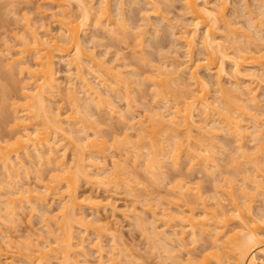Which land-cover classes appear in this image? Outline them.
<instances>
[{
	"label": "bare ground",
	"instance_id": "6f19581e",
	"mask_svg": "<svg viewBox=\"0 0 264 264\" xmlns=\"http://www.w3.org/2000/svg\"><path fill=\"white\" fill-rule=\"evenodd\" d=\"M48 1L50 2V4H52L57 9L56 11H53L51 13L52 14L51 16L55 18V20L57 21V23L59 25L60 30L58 29V35H56V34L52 35V32H50V29L46 26V24L44 22L40 26V29L42 27V32H43L41 34L38 30L39 27H36L35 25H33V22L27 21L26 26H25L26 31H27V33H26L27 35H23L20 39L23 47H19L22 49L19 51H15V53L17 55L19 54L18 55L19 57H17L16 55L14 56V54H12L10 56V60L6 57V59H8V61H6V62L10 61L9 62V64H11L10 66H12V65L16 66L17 65V67H18L17 71L19 69V72L21 75L25 74V78H24V81H22L23 83L21 85V90H20L22 93V95L21 94L20 95L22 96L23 100L21 98L20 99L22 101H25V102L21 105L22 109L17 111L19 114L17 112H15L16 110L14 111V114H16V116H15L14 123H13L14 124L13 128L15 130L13 145L10 146L11 143H8L7 142L8 140L3 142L0 139V167L3 169L4 177L6 175V179H7V180H3L2 182L5 181L3 184L6 183L7 185H9V188L11 189L10 193L13 196L12 197L11 195L10 196L5 195L6 199H7L6 201L4 199L5 204L2 202L3 200H1V199H0V202H1L0 204H1L2 208H4V207L6 208V209L4 208L5 209L4 211L6 212L5 214L7 216L5 217L4 214H2V215H4L5 219L9 218V220L12 223L15 221L17 214L20 212L19 210H21L22 207L24 208V205L29 206L32 211H35L36 210V206H35L36 204L37 205L40 204L43 206V204L47 202V199L49 197H50V199L53 197L56 201L58 199L59 207L56 208L57 212L56 211L53 212L52 208H49V210L45 209V212L43 211L44 213H42L43 217H41V218H43V222H44L43 225H44V227L47 231V234L50 238V239L48 238L49 240L45 239V237L42 234H39L37 238L35 237V239H34V237L28 236L29 239L27 241H24V243H23L24 248H23V246L21 247V245H19L21 247L20 248L19 246H17L18 244L16 243L17 244L16 245L15 242L13 241L14 240L13 235H11L12 236L11 237L10 234L8 235L3 231L0 232V236H1L0 240H2V241H0V243H1L0 244V264H13L14 263L13 262L14 259L12 260V258L14 257L13 256L14 254L12 255V253H14L13 251L20 253L24 257L25 260L27 259V262L29 264H51L50 263L51 259L49 258V256L52 253L56 254L55 257L58 260L56 264H81V261L79 259H75V258H77L76 255L79 256V254H81V253H83V255L84 254L86 255L87 251H85L86 250L85 248H87V247H86L85 243H87V242H85V241H87V240H85L86 238L80 239L79 235H78L79 240H75L76 239V235H75L76 232H74V230H73L74 220L77 221L81 226H83L85 231L89 232V230H90V231H92V233H94L96 235L97 239L96 238L94 239L96 241L89 242V244H92L91 246H93V248L98 253V264H121L122 263L121 261H123V260L120 257L123 256L125 258H128L132 254L130 252H129L130 254L129 253L127 254V252L125 253L124 252L125 250L116 246V243H113L112 250H110L108 252L105 251L102 238L105 235L106 236L108 235L112 238V241H113L117 238V235L115 234L116 232L113 231L114 229H113V226H111L112 224L110 225L111 222H107L106 220L104 222H102L100 217L99 216L97 217V215H99V213H97V215H96V211H98V209L100 207L104 208L107 205H111L113 203V201L111 200V198L109 199L108 196H107L108 199H106V198L104 199L101 196H99L97 193H91V192L88 193L87 191L80 193L81 192L80 187H81V183L84 180V182H86V184H88V186H90L89 188L93 187L94 185L95 186L97 185L98 187H100V186L107 187L106 190L108 189V187H110V188L116 187L117 188V186L120 185L123 181H124L123 182L124 185H126L125 184V180H126L125 177H127L128 174H130V175L134 174V172L131 173V171H130L131 169L129 170L127 168V165L121 164L123 161L122 162L120 161L121 163H119L118 160H116L117 163H115L113 161L112 168H110V166L108 167L107 160H105L106 156L101 155L104 152V150L107 149L106 147H108V146H106L107 141L102 139V141L99 142V140H101V139L99 138L100 133H98V132L97 133L99 136H96V137L88 135L89 133L86 134V132H87V131H85L86 126L85 127L77 126V125H80V123L83 122V120L78 119L79 116H76V115H78L77 113L81 114V108H80L81 105H83L82 106L83 110L85 112H88V110H89L88 107H90L88 105L90 104V101L88 102L87 99H90L92 101V103H94V105H96L98 107V109L102 108V105L104 102H105L104 104H107L106 102H108V104H110V105H108V107L113 104V103H110L111 99L108 100L109 97L105 96L106 101H105V99H103V97H102L103 91L100 92L99 90H101V89L98 88L96 83H92L93 80L92 79L90 80V77H88V76L95 74L94 76H97L96 78H98L99 83H101L100 86L104 85L106 87V90H108L109 92L110 91L114 92L116 90L115 88H117V86H116L117 84H119V83L123 84V82L125 84H127V82H128V79L125 78L124 75H121L123 72L119 71L120 69L119 70L115 69L118 64H116V65L113 64L111 66L105 67L102 63H99L100 60H99V62L96 61L97 57L95 59L94 55H92L91 53H90L91 55L87 54V52H88V51H86L87 47L85 48L86 44L84 45V42L81 39V37L85 33V31L89 29L87 27L92 23V21L95 18L96 19L94 22H96V23L93 22V24H96L95 25L96 27L98 24H101L103 26L105 25V30H107L108 33L114 34L117 31V29H118L117 27H116L117 28L116 31H115V28H113V26L115 25V21L113 19V15H112V8H111L112 7V5H111L112 0H99L98 5H96V6H94V4H91L88 0H48ZM123 1L124 0H117L116 1L117 2L116 10H117V14L120 17L118 15L117 16L119 17L118 19H120V18L122 19L120 21L124 20L122 18V15L124 13L122 14V12H123V10H125V7H124L125 2H123ZM153 1L152 0H146V3H148V5H150L149 3H151V5H152ZM258 1H259L258 3L260 4L259 5L257 3L259 5V9H260V6L263 9L264 8V0H258ZM72 2L76 3L75 5H77V8H78L77 10H79V12H80V14L77 16L73 15L74 14L73 10H72L73 13L71 11ZM227 3H228L227 0H219V1H216V0H184V5H183L184 7L183 8H185V10H184L185 14L188 16V17L187 16L186 17L190 20V22L187 19V24H186L185 20H184V23H181V21L179 20V22H180L179 24L181 25V27L178 28V29H180V32H179L180 34L176 35L174 40L176 39L179 42L181 41L185 45V47H186V59L185 60H181V59L179 60L178 58H175L176 56H173V58L171 57L172 59H170V61H168L167 60L168 58H165V56L164 57L160 56L161 58H164V61H162V62L159 61L161 63H159L157 65H155V62L153 61L152 62L153 66L150 64L152 66V67L150 66L152 68V70H151V68H150V70L152 72H155V74L153 76L151 75L152 80H153V86H154V91H153L154 95H155L154 97L161 96V98L158 97V99L160 98L159 100H161L162 102H161V105L158 104L159 105L158 108L156 105H154V106H156L155 107L156 109L151 110V112L153 114L148 115L149 114L148 113L147 114L148 116L145 115V116H147V118H145L144 121H140V120L137 121L136 120V123H133L135 121L134 120L133 122H131V124L129 123L131 126V129L128 127V130L130 129L132 131L133 127H136L134 129L136 132L138 131L136 137H138L139 143L141 142V139L144 140V138H145V141H143L144 146L143 145L140 146L141 144L138 146L139 143L135 142V139H137V138H134V140L131 139L132 141H134V144H133L134 146L137 144L134 147L135 148L134 150H136V151H134L136 153L134 156H136V158L133 156L134 160H132V161L135 162L134 168H137L136 164L138 163V161H137L139 158L138 156L141 157V155H142L141 149H143V148L148 149L149 146L151 145L150 147L153 148L152 151L149 148L151 151L150 152L151 156L149 155L148 158L145 157L146 160L144 159V164L142 165V168L146 171L145 173L149 174L151 176V178L152 177L155 178L156 176L160 177L158 175H161V177H162L164 175V171L162 170L164 168L162 160L165 161L166 158H167V160L169 158L171 160L170 162L172 163V166H173V164L175 166H180V160L183 158L184 155L188 157L190 164L193 167L197 166L196 164H199V166L202 164L201 167L203 166L205 168L204 165H206L207 168L211 167L212 169L218 170V165L215 162V158L212 155L213 153L209 149L211 146L208 147V145H205L206 142L205 143L202 142L204 140L206 141L207 137H206V139L203 137L202 139H204V140L201 141L200 139H195L196 134L194 133V131H196V130H194L195 128L198 129L200 132H202L203 136H205V133H213L215 131L214 130L215 127H214L213 123H215L214 121L217 120V121H220V123L222 122V124H220V123H217V124L220 125L221 127L223 125L224 129L226 128L228 130V132L230 133V135L235 138V141L238 144L237 148L235 147V149H237V151H238L236 156L239 154V156H241L242 158L244 157L247 162H249L251 164L253 163V166L255 167L254 170L256 172H258V174L255 173L256 177L258 178V180H260V181H258V180L255 181V179L253 180V188H255V190H257V191L260 189V191L261 192L263 191V193H264V173H262V172H261L262 174L260 173V170H261L260 168L262 167L260 164H262L261 162H263V161L258 160V158H259L258 156H255L256 158L255 157L253 158V156L251 157V154H254V153L250 154V152L247 151V149L245 148L246 146L244 145L245 139L247 141V139L249 138V140L251 139L253 142V140L254 141L255 140H258V141L262 140V138L264 137L262 135V134H264L263 133L264 127L260 123V120L258 119L259 117L255 116L254 113L249 112L250 109L247 106L249 104H247L245 102L246 100H248V101H250L249 102L250 104L254 103V106H250V108L255 107V105L256 104L258 105L260 102V101H258V103H257L259 95L257 97V92H255V90H254L255 88L251 87L250 84H247L246 80H244L245 78H250V80H251V79H258V77L259 78L263 77V81H261L262 79H259V81L264 82V49L262 50L260 48V49L255 50L251 47H248L247 46L248 44H246V47L244 46L245 45L244 43H243V45L240 44V43L245 42V41H240V43L237 42V44H239V46L237 45L234 48L233 47L234 41H231V38L227 37V35H225V34H224L225 38L224 39L222 38L223 40L220 39V37H223V36H221V33H223V32H221L222 28L224 30L226 28L228 30V32L230 30V32H231L230 37H231V35H233V37H236V35L234 33V28L231 26V22L229 21L228 17L226 18ZM244 4H247V3H244ZM155 7H157L156 4H155ZM155 7L153 9H155ZM249 7L246 5V12L248 13V16H250L249 19L254 21V19L256 17L252 16L253 14H252L251 10L249 9ZM115 11H113V13ZM152 11H154V10H152ZM243 11H244V8H243ZM258 12H260V11H258ZM98 13H99V15H97ZM262 13L264 15V10ZM235 14H237V13H235ZM94 15L96 17H94ZM117 16H116V18H117ZM159 16L162 17V14H160ZM243 16H245V15H243ZM263 17L264 16H262V18ZM258 19H260V18H256L255 20H258ZM120 23H121L120 26L122 27L123 31L126 33L127 30L122 26V25H125V23L124 22H123V24H122V22H120ZM149 23H148V25H149ZM251 25H253V24L251 23ZM260 25H262V24L260 23ZM172 27H173V25H172ZM176 27H178V26H176ZM200 28L203 29V32L200 31ZM229 28H231L232 30ZM177 31H176V33H177ZM199 31L202 33H199ZM117 32L115 34H117ZM140 32L139 33L137 32V34L134 36V37H137L138 40H140V41H138V43H136L137 46H141L143 44V39H142L143 37L141 36L142 32L141 33ZM115 34H114V36H115ZM244 34H246V33H244ZM117 35H119V34H117ZM119 37H118V39H119ZM242 38H244V37H242ZM259 38L264 43V38H261V37H259ZM234 40L237 41L240 39H238L236 37V39L234 38ZM249 40H251V39H249ZM136 41H137V39H136ZM181 42L179 44H181ZM226 43H227V45H226ZM228 43H229V45H228ZM8 44H6L7 46H5L6 48L4 49V51L12 53V52H10L12 47H10V45H8ZM198 44L201 45V48L203 49L204 54L202 57L197 56L198 58H195L194 57L195 56L194 55L195 48L197 47ZM250 44H252V42ZM231 45H232V47H231ZM227 46L228 47L230 46L233 51L229 50V48ZM180 47H182V46H180ZM180 47H179V49H180ZM262 47H264V45H262ZM176 52H178V51H176ZM9 53H7V54L9 55ZM22 53L24 55L20 56V54H22ZM200 53H202V52H199V54ZM28 56H30V57L32 56V58H33V60L31 59L32 62L31 61L29 62L30 59L29 60L27 59ZM56 56H59L61 58V61H62V59H64L67 62V64H68L67 66H69V68H70L69 71L71 69L73 71V69H74V71L76 72L75 74L73 72V75H75L74 77H76L77 81L72 82V84L68 81L69 82V84L67 85L68 91H66V93H65V94L68 93L67 96L69 97V99H70L69 101H71L70 103H72V106H73V107H71V109L73 108L72 113L71 112L67 113L68 115H66L67 116L66 119H65L66 116H64V118L61 117V115H62V113H61L62 109L60 107L61 105L57 109H55V110H57L56 112H54V109L51 107L52 106L51 102H53L52 98L56 97L62 91L64 92V90H62L63 87H62L61 80L59 79V76H58L59 72L57 71V69L55 67ZM143 58H145V57L144 56L140 57V60H142ZM117 59L118 58H116V61L119 60V59L118 60ZM143 60H145V59H143ZM158 60H160V58ZM227 61L229 63H231V69L233 71L232 74L233 75L235 74V76H234L235 77V83H234L235 85L233 87H231V86L229 87L228 85L225 86L224 85L225 83H223V78H226V77L230 78L231 77L230 75H228L229 70H227V66H226ZM112 62L110 61L108 64H110ZM9 64L7 63V65H9ZM105 65H107V64H105ZM247 65L259 66L258 68H259V70H261V73L258 74L255 71H253V72L246 71L247 69H245L243 71L242 67H245ZM202 69H204V71L208 72L210 74V76L215 77L214 81L216 82L215 85H217L215 88H216V94L218 93V99H217V96L216 97L213 96L214 98H212L211 95H213L214 93L211 94V89H212L210 86L211 83L209 80L205 79L202 76L203 75V74H201ZM126 71H124V72H126ZM182 72L183 73L186 72L187 74H189L188 78H190V79H188V80L189 81L191 80L190 85L193 84L194 86L193 85L192 86L195 88L192 87L193 89L190 90L191 88H189V87H191V86H189L188 88L184 87L186 90L185 92L189 93V94L186 93V94H188V96H186V97H185V95L180 97L183 99L185 97L184 100H182V99L179 100V98L175 97V91H174V95H173L174 96V99H173L174 102L171 103V101L169 100V97L167 96L168 92L166 93L165 90L168 87H170L167 89L168 91H169V89H176V88H171V86H168V87L166 86L167 80H169L171 82V78L169 79V77L167 75H169V76L170 75H176L178 77V78H176V76L175 77L172 76V81L174 84L179 79L180 80L183 79V78L181 79V75L179 76V73H182ZM71 73L72 72H70L69 74H71ZM104 73L108 74L105 76L106 77L110 76L111 79L106 78L104 76ZM149 73H151V72H149ZM164 74H167V75H164ZM136 75H138V74L136 73ZM69 77L71 78L72 74ZM165 77H168L167 80H165L166 79ZM146 78L147 77H145V79ZM162 78H164V82L161 80ZM189 81L187 82L185 80L184 82L188 84ZM77 84L82 86V87L79 86L80 89L84 88V91L86 92V95H87L86 97H88L86 99V101H87L86 103L80 104L78 101L79 96H78V93L76 91L77 90L76 89ZM180 84L181 83H179V85ZM187 84H185V85H187ZM179 85H177V83L175 84V86H179ZM242 85H244V87ZM125 86H127V85H125ZM151 86H152V83H151ZM165 86L167 88L164 89L163 87H165ZM183 86H180L181 88L179 87V89L182 90ZM161 87H162V89H161ZM180 90H178L179 93H180ZM256 91H257V89H256ZM115 92L117 93V91H115ZM169 92H171V91H169ZM182 92L183 91H181V93H180L181 95H182ZM214 92H215V90H214ZM172 93H173V91H172ZM104 94L106 95V93H104ZM126 95H127V93H126ZM128 95H129V92H128ZM21 96H19V97H21ZM68 97H67V99H68ZM81 100H82V98H81ZM242 101H244L243 103H245L247 105L242 104ZM216 102H218V103L216 104ZM13 105L18 106L19 103L15 102V103H13ZM113 107H114V104H113ZM15 108H17V107H15ZM110 110L112 111V109H110ZM237 111L241 112V116L243 114H246V115L248 114L249 123L251 121L253 126L248 124V123L246 124L245 120L240 118V115L239 116L236 115ZM148 112H149V110H148ZM115 113H116V111H115ZM82 115L86 116L85 114H82ZM196 115H198L199 117L200 116L202 117L201 119H202L203 123H205V125L199 124L201 119L200 120L197 119L198 120L197 121L195 119ZM120 116L122 117V115H120ZM141 116H142V114H141ZM39 118H41V120L43 119L42 124H41L42 126L40 125L41 121L38 120ZM212 118H213V120H212ZM152 119H153V121H152ZM131 120H133V119H131ZM150 120H151V122H149ZM210 121H213V123H211L213 126L212 127L213 129L210 126L208 127ZM83 123L86 124L85 122H83ZM66 124H68L67 126L70 128H67V126H65ZM223 127H222V129H223ZM69 129L71 131L70 134L75 133L76 135L75 136L71 135V137H70L71 141H69L68 143L67 142L63 143L62 138H57V136H61L62 135L61 132H65L64 135L68 137V134H67L68 132H66V131H68ZM165 130L168 131L167 134H169V135L163 137V139H162L159 136L162 134H165V132H164ZM227 130H224V131L226 132ZM58 132L61 135H58L59 134ZM79 133H82V134L85 133V135L84 136H81L82 134L77 135ZM180 133L182 135L184 134L185 136L180 135ZM193 133L195 134V136ZM56 134H57V136H56ZM131 134H130V136H131ZM206 135H208V134H206ZM65 136L63 138H65ZM210 136H212V135H210ZM210 136H208V137H210ZM181 137H182V139H181ZM183 137H185V138H183ZM115 138H116V136H115ZM164 138H166L167 141H169L168 146H166L167 148L164 147V144L167 142V141L166 142L163 141V140H165ZM116 139H118V138H116ZM146 139H147V141L148 140L149 141L147 142ZM123 140H124V138H122L121 141L119 140L120 141L119 143H121ZM129 140L130 139H128V136H127V139H126L127 143L130 142ZM258 141H257V143H258ZM145 142H147V143L145 144ZM170 142H171V146H170ZM69 143H71V145L73 147L71 150L74 149V152L72 151L73 156L71 155L72 156L71 161L67 160V158H66L67 157V150L69 149V147H71V145L69 146ZM148 143L150 144L149 146H148ZM260 143H264V142L261 141ZM260 143H258L256 145H259ZM122 145H125V144L122 143ZM127 145H129V144H127ZM261 145L259 147L258 146L257 147L260 148ZM169 146H170V148H168ZM262 146H264V144ZM130 147H131V144H130V146H128V148L130 149ZM252 148H253V146H252ZM86 149H87V151H86ZM129 149H128V151H129ZM33 151L35 153V162H34V159L30 156V152H33ZM105 152H104V155H107V154H105ZM128 153H130V151ZM147 153L149 154V152H147ZM22 154L27 155V157H28L27 159L29 160L30 163H32V164L38 163L37 164L39 166L37 169L38 176H36V177L38 180L37 181L38 184L41 185L40 189H38L36 187V185L34 188L26 187L23 184L25 186L24 187L22 185V183H20V185H22L23 188H21L22 186L19 185V181L22 179L21 178L22 168L28 169V167L30 166V165L28 167L26 166L27 163H25V161L23 160ZM148 154H146V155H148ZM143 155H145V152H143ZM261 156L263 157V154H261ZM161 157H163V158L161 159ZM236 159H237V157H236ZM134 162H132V167L134 166L133 165ZM170 162H169V165H170ZM141 163H143V161ZM243 163H244V161H243ZM45 164H47V165L53 164V169H51V170L56 171V174H54V171H53L54 175L52 174L51 178L50 177H49L50 179L48 178L49 181H47V183H46L45 179H43L44 177H43V174L41 172V168L43 165L45 166ZM119 164H121L122 166ZM191 166H190V168H191ZM243 166H244V164H243ZM50 167H52V166H50ZM118 167H119V170H114L115 168L118 169ZM165 168H167V167H165ZM165 168H164V170H165ZM207 168H205V169H207ZM252 169L250 168V170H252ZM135 170L136 169H134V171ZM219 170H220V168H219ZM254 170H253V172H254ZM31 172H33V171H31ZM242 172H243V170H242ZM242 172L240 174H242ZM245 175H246V173H245ZM250 175H253V174L251 173V174H249V176L248 175H246V176H248L250 178ZM246 176H244V177H246ZM252 178L253 177H251V179ZM243 179H242V181H243ZM156 180H158V178ZM228 180H230V179H228ZM245 180H246L245 184H247V179L245 178ZM130 181H129V183L131 184ZM159 181H160V179H159ZM2 182L0 181V183H2ZM248 183L252 184V182H248ZM16 184L18 185V187ZM130 184H128V185H130ZM220 184H221V182H220ZM227 184H229L228 185L229 187H227L226 184H224V185H226L228 190L223 189L222 184H221L222 186L219 185L218 190L216 189L218 186L215 188L218 192L216 191L217 195L214 192L212 198L210 197V199L212 201L209 198H208L209 200L208 199L206 200V198L208 196L205 198L204 194H203L204 192L201 191V188H197V186H196V188L199 189L198 191H196V193L197 192L199 193L196 195V199L198 198L199 204L197 203L196 205H193V203H195V202L192 200L193 203L191 204V200H189L188 198L190 196L193 197V195L191 194V191L192 190L195 191L197 189H195V188L192 189L193 187L189 186V182H185V181H182V183L180 182V184L177 185L178 186L177 188H179V189L174 187V189L178 190V195L176 192H174V193L177 195L178 198L179 197H182L183 199L185 198L184 201H185V206L187 209H185V207H184V209L181 208L182 206H180V204L178 203L179 205L177 204L178 207H176V210H174V212L169 211L170 208L172 207L170 205L175 204L170 199H167L170 202H168L166 200L168 204L166 203L165 200H163V202H162V203H164V201H165V203L170 208L168 206L164 207L163 205L165 203L162 206H160L161 204L158 205L156 203L155 205H153L149 202L144 201L146 203V204H144V206L147 205V210H149L151 212L149 214H152V219H151L152 222L151 221L148 222V224L150 223V225H151L150 228H152L151 232H148L151 234V236H150V234L148 235L149 236L148 238L149 239L151 238L153 240V242L155 243V247H156L155 250L158 249L157 254L159 253V250L163 251L162 254L163 253L166 254V256H168V257H166V256L165 257L169 260V257H171V256L173 257V255L171 254V251L174 252V249H176V247H175L176 245L172 244V242L174 240L172 238L173 236L171 237L170 236L171 234H167L166 230L164 229L165 227L163 229H159L160 227H158L156 225L157 224L156 222L161 221V222H163L164 226H166L167 224L169 225V223H170L169 220L172 221L174 219L176 221V218H177V219H181L184 222L185 221L187 222V225L184 226V227H187L186 230L184 228H183L184 230H181V231L179 230L181 235L179 232H177L178 230L176 231L172 227L173 228L172 234L175 237L177 236V241H178L177 244L180 247H182V250H184L185 247H186V249H188L187 246L189 247L188 250L185 249L186 251H188L187 253L189 254L187 256V259H186L187 262H190V263L192 262V264H205L206 262L209 261L207 259V257H209V256H207V257H205V259H207L206 261H204V262L199 261V262L195 263L194 260H195L196 256L194 254H196V253H194L192 255V252L195 251V245L197 246V244H199L201 239H203V238H201L202 235L207 234L209 236L208 242L210 240V245L208 247H206V250H210L209 253H211V255L215 256V258L212 257L215 259V261H214L215 264H264V232H261V230H262L261 224H264V213L254 215L252 212L253 208H252L251 202L254 199L251 196L252 192L250 190V189H252L251 188L252 186H250V184H249L248 185L250 187L249 188L247 186H243V184H242L243 187H240L239 189H237V190H240V192H241V195H239L235 189L237 185L235 186L233 183H232L233 185L231 183H227ZM5 185L0 186L1 187L0 191L2 190L3 186H5ZM128 185H126L128 188L132 187L131 185L130 186H128ZM6 187H8V186H6ZM199 187H201V186H199ZM226 187H224V188H226ZM96 190H97V188H96ZM128 190L130 192L129 191H127V192L131 193V192H133L131 190H134V189L129 188ZM109 193H110V191H109ZM218 193L219 194L221 193L220 196ZM94 194H96V195H94ZM202 194H203V197L205 199L202 197ZM129 195H131V194H129ZM221 195L227 204L223 202L224 200L221 199ZM134 196L136 197V195H134ZM253 196H254V192H253ZM225 197H226V199H225ZM137 198H138V196H137ZM146 200H148V199H146ZM51 201H52V199H51ZM111 201H112V203H111ZM2 203H3V206H2ZM48 203H46V204H48ZM51 204H52V202H51ZM166 204H165V206H166ZM197 205L199 207H197ZM113 206H115V205H113ZM134 206H133V208H135ZM1 207H0V210H2ZM196 207H197V209L198 208L201 209L200 210L201 212H198L196 210ZM85 208L86 209L89 208L90 211H92L93 214L94 213L95 214L93 216H90V214H89V216L86 215L85 210H84ZM171 209L173 210V207ZM136 210H133L134 214L133 213L132 214L135 217V220L138 222L139 227H141V230H142L143 229L142 226L145 225V223H147V221L145 219H148V218H144L141 214L139 215V213L137 214ZM1 212L2 211H0V214H1ZM52 212H53V214H52ZM113 213H114V210H113ZM261 213H262V211H261ZM142 214H144V213H142ZM128 216H130V215H128ZM162 217H169V218L168 219L165 218V221H164L163 220L164 218H162ZM1 219H3V217ZM232 219L238 220V223H237L238 225H236V228H234V232L232 230L230 231V229H228V228H230L229 225H230V221ZM166 221H169V223H167ZM170 225H172V224H170ZM144 228H145V226H144ZM169 228H171V226ZM147 231H149V230H147ZM178 235H180V236H178ZM187 236H189L188 240H186ZM87 239H89V238H87ZM152 240H150V241H152ZM175 240H176V238H175ZM202 241H204V239ZM151 244H152V242H151ZM190 245L192 247H194V250H193V248L190 247ZM88 246H90V245H88ZM116 247H118L120 249L116 250L117 249ZM183 247H184V249H183ZM225 248H227L228 251ZM211 250H213V251H211ZM179 251H180V249H179ZM219 251L221 253H222V251H224L226 253L228 252V254H226V256H225V255H222ZM106 253L108 256L107 260H105V256H106L105 254ZM162 254L161 253L159 254L160 257H162L161 256ZM15 255H17V254H15ZM196 255H198V254H196ZM11 256H13V257H11ZM18 256L20 257V255H18ZM52 256L53 255H51V257ZM2 257H5L4 258L5 260H3ZM173 258H175V257H173ZM131 259H133L132 256H131ZM131 259L128 258L127 262H130ZM131 262H132V264H134L133 260H131Z\"/></svg>",
	"mask_w": 264,
	"mask_h": 264
},
{
	"label": "rangeland",
	"instance_id": "374dc122",
	"mask_svg": "<svg viewBox=\"0 0 264 264\" xmlns=\"http://www.w3.org/2000/svg\"><path fill=\"white\" fill-rule=\"evenodd\" d=\"M88 1L91 4H94V6L98 5V2H99V0H93V1L88 0ZM116 1L117 0L111 1V5H112L111 8H112L113 19L115 21V25L113 26V28H115V31L118 28L117 29L118 32L117 31L116 32L119 35L115 34L116 32L114 33L115 36L112 33H108L107 30H105V25L103 26L101 24H98L96 27L95 26L96 24H93V22L96 19L95 18L91 23L92 25L90 24L87 27L89 29L85 31V33L82 35L81 39L83 40L84 45L86 44L85 48L87 47L86 48V51H88L87 54L94 55L95 59L97 57L96 61L99 62V60H100L99 63H102L105 67L111 66L113 64H115V65L118 64L115 69L116 70L120 69L119 71L123 72L121 75H124L125 78L128 79V82H127V84H125L124 82H123V84L122 83L117 84L116 86L118 89L115 88L116 89L115 91H117V93L115 91L109 92L108 90H106V87L104 85L100 86L101 83H99V79L96 78L97 76H94L95 74L88 76V77H90V80L91 79L93 80L92 83H96L98 88L101 89L99 91L100 92L103 91L102 92L103 93L102 94L103 99H105V96L109 97L108 100L111 99L110 103H113L114 107H113V104L108 107V105H110V104H108V102H106L107 104H104L105 103L104 102L102 105V108L98 109V107L96 105H94V103H92V101L90 99H87L88 97H86L87 95H86V92L84 91V88H81L82 89L81 90L80 87H82V86L77 84L76 85V87H77L76 91H77L78 96H79V99H78L79 103L80 104L86 103L87 102L86 99H87L88 102L90 101V104L88 105L90 107H88V109H89L88 112H85L83 110V107H82L83 105H81L80 106L81 114L77 113L78 115H76V116H79L80 118L78 117V119H82L83 122H85L87 124L86 125L83 122H81L80 125H77V126H83V127L86 126L85 127V129H86L85 131H87L86 134L89 133L88 135L95 136V137L100 135L99 138L101 140H99V142L102 141V139L107 141L106 146H108V147L105 146L107 149L104 150V152L106 151L105 154H107V155H104V152L101 155L106 156L105 160H107L108 167L110 166V168H112L113 161L115 163H117L116 160H118L119 163H121L123 161L121 164L127 165V168L129 170L131 169L130 170L131 173L134 172V174H132V175L128 174L129 177L127 175H126L127 177H125L126 180L128 181L127 182L125 180L126 185L130 184L129 181L132 179L130 181L131 182L130 185L132 187H129V188L130 189L133 188L134 190H131L133 192L128 193L127 191H129L128 190L129 188L126 185H124V183H123L124 181L120 185H118L117 188L115 187L116 189L114 187H111L112 189L110 187H108V189L106 190L107 187H103V186L98 187L97 185L96 186L94 185L93 187L89 188L90 186H88V184H86V182H84V180H83V182L81 183V187H80V191H81L80 193L87 191L88 193L89 192L97 193L99 196H101L104 199L105 198L108 199V197H109V199L111 198V200L113 201V203H112V201H111V203L113 205H115V206H113L111 204V205L105 206L104 208L100 207L98 209V211H96V215H97V213H99V215H97V217L99 216L100 219L102 220V222H104L105 220L107 222H111L110 225L112 224L111 226H113V229H114V230L113 229L112 230L114 232H116L115 234L117 235V238L113 241H112V238L108 235L107 236L105 235L102 238L105 251L108 252V251L112 250L113 243H116V246L125 250L124 251L125 253L127 252V254H128L130 252L132 254L131 256L133 259H131V256H129L128 258L133 260L134 264H160L161 262L163 264H175V263L176 264H192V262L190 263V262L186 261L187 256L189 255L187 253L188 251H186V250H188L189 247L187 246L188 249H186V247H185L186 250L183 247L184 250H182V247H180L177 244V242H178L177 236L175 237L172 234L173 228L176 231L178 230L177 232H179V230L180 231L184 230V229L186 230L187 227H184V226L187 225V222L186 221L184 222L181 219L176 218V221L174 219H173L174 221L169 220L170 223H169V221H166L167 223H169V225L167 224L166 226H164L163 222H161V221L160 222L157 221L156 222L157 224L155 223L158 227H160L159 229H163L165 227L164 229L166 230L167 234H171L170 236L171 237L173 236L172 238L174 240L176 238V240L175 241L173 240V242H172L173 245H176L175 246L176 249H174V252L171 251V254L175 258H173L171 256L172 258L169 257V260H168L166 258L168 256H166V254H164V253L162 254L163 251H160V250H159V253L157 254L158 249L155 250L156 249L155 243L153 242V240L151 238L150 239L148 238L149 237L148 235L150 234L148 232H151V230H152V228H150L151 227L150 223L148 224L149 221L152 222V220H151L152 214H149L151 212L149 210H147V205L144 206V204H146L144 201L149 202L153 205H155L156 203L158 205L161 204L160 206H162L167 199H170L171 201H173V203L176 204V205L171 204L172 202L170 203L171 205L169 204L170 206L173 207V210L171 209L172 207L170 208L167 205L168 204L167 201L170 202L169 200L166 201V203H167V204L165 203L166 206H165V204L163 206L164 207L168 206L170 208L169 211L174 212V210H176V207H178L179 204H180V206H182L181 208L184 209V207H185V209H187L185 206V201H184L185 198L184 199L182 197L178 198L177 197L178 190L174 189V187L177 188L178 187L177 185L180 184V182L182 183V181L189 182V186L193 187L192 189L201 188V191L204 192L203 193L204 197L206 198L208 196L206 198V200L208 198L210 199V197L212 198L214 192L217 195V192H218L217 190L219 189V185H221V184L223 185V189H227V190H228L227 187H229L228 186L229 184H227V183H231V184L233 183L235 186L237 185L236 188L235 187L234 188L236 189V191L239 195H241V192H240V190H237V189H239L240 187H243V186L249 187L248 185L250 184V186H252L251 188L253 189V190L250 189L252 192L251 196H252V198H254L252 200L251 204H252V208L253 209L255 208L254 210L252 209V212L254 215L255 214L256 215L263 214L264 213V193H263V191L261 192L260 189L257 191V190H255V188H253V180L254 179H255V181L258 180L255 173L258 174V172H256L254 170L255 167L253 166V163L251 164V163L247 162L246 159L244 157L242 158L241 156H239V154L236 156L238 151H237V149H235V147L237 148L238 144L236 143L235 138L230 135V133L228 132V130L226 128L224 129L223 125H222L223 129H222V127L217 124V123H220V121H217V120L214 121L215 123H213V121H210V123L208 125V127L210 126L212 128L213 126L211 123H213V125L215 127L214 130L216 132L214 131L213 133H205V136H203L202 132H200L198 129L195 128L194 130H196V131H194V130L193 131L196 134V136L194 133L193 134L195 136V139H200L201 141L204 140V139H202L203 137L205 139L207 137L206 141L204 140L202 142H204V143L206 142L205 145H208V147L211 146L209 149L213 153L212 155L215 158V162L218 165V170L212 169L211 167L207 168L206 165H204V164L203 165L207 169H205L203 166L201 167L202 164L200 166H199V164H196L197 166L193 167V166H191L188 157L185 155L184 156L182 155L183 158L181 157L182 159L180 160V166H175L174 164L172 166V163L170 162L171 160L169 158H168V160L166 158L165 161L162 160L164 168L165 167H167V168H165V170H164V168L162 169L164 171V175L162 177H161V175H158L160 177L156 176L155 178L156 179L158 178V180H156L154 177L151 178V176L149 174L145 173L146 171L142 168V165L144 164L145 157L148 158L150 155V152L153 150V148L150 147L151 145L149 143H148V146L150 145L149 148L151 149V151L149 148L148 149H144V148L141 149L142 155H141V157L138 156L139 157L137 160L138 163L136 164L137 168H134L135 162L132 160H134L133 156L136 154L134 152V151H136V150H134L135 149L134 147L137 144L135 143L136 145L134 146L133 145L134 141H132V140H134V138H137V139H135V142L139 143V141H138V137H136L138 131L136 132L134 129L136 127H133L134 130L132 129V131H131L130 130L131 129L130 124L134 120L135 121L133 123H136V120L137 121L138 120L144 121V119L147 118L148 115L153 114L151 112V110L156 109L155 108L156 106L158 108V106L161 105V102H162L161 100H159L161 98V96L154 97L155 96L154 92H153L154 86H153V80H152L151 75L153 76L155 74V72L151 71L152 70L151 67L153 66L152 62L154 61L155 65L161 63L162 61H164V58H161L162 56L163 57L165 56V58H168L167 59L168 61H170V59H172L173 56H176L175 58H178L179 60L180 59L181 60L186 59V47H185V45L181 41H180L181 44H179L180 42L175 39L177 41L176 42L174 40V38L176 37V35L180 34L179 33L180 29H178L181 27V25L179 24L180 23L179 20L181 21V23H184V20H185V23L187 24V19H188L187 17L188 16L185 14V11H184L185 8H183L184 7L183 6L184 0H154V1L152 0L153 4L151 5V3H149L151 6L148 5V3H146V0H124L123 2H125L124 3L125 10H123V12H122V14L124 13L123 14L124 16L122 15V18L124 20L120 21L122 19L121 18L118 19L120 16L117 14V10H116L117 2ZM216 1H219V0H216ZM74 2H72L73 5L71 4V11L73 10L74 11L73 15L77 16L80 14V12H79V10H77L78 9L77 5H75L76 3H74ZM227 2L228 3H227V9H226V18L228 17L229 21L231 22V26L234 28V33H235L236 37L240 40H237V41L234 40V38L236 39V37H233V35H231V37H230L231 32H230V30L228 32V30L226 28H225V30L222 28L221 32H223V33H221V36H223V37H220V39H222V38L224 39L225 38L224 34H225V35H227V37L231 38V41H234V45H233L234 48L237 45L239 46V44H237V42L240 43V41H245V42H242L240 44L243 45V43H244L245 47H246V44H248L247 45L248 47H251L255 50L260 49V48L263 50L264 47H262V45H264V43L260 40L259 37L264 38V27H263L264 26V17L262 18V16H264L262 13L264 8L262 9V7L260 6L261 10L259 9V5H260L258 3L259 1L258 0L257 1L256 0H227ZM244 3H247V4H244ZM155 4L157 7H155ZM246 5L248 7L250 6L249 9L251 10V12L253 14L252 16L256 17V18H260V19L255 20L256 19L255 18L254 19L255 22L253 20L249 19L250 16H248V13L246 12ZM154 7H155V9H153ZM243 8H244V11H243ZM56 10L57 9L52 4H50V2L48 0H0V139L3 142L8 140L7 142L11 143L10 146L13 145L14 135H15L13 123H14V119H15L16 114H14V111L16 110L15 112H17V111L21 110L22 109L21 105L25 102V101H22L23 98L21 96L22 93L20 91L21 85L23 83L22 81H24V78H25V74L21 75L19 72V69L17 71V68H18L17 65L16 66H14V65L10 66L11 65V64H9L10 61L9 62H6V61H8V59L10 60V56L12 54H14V56L16 55L17 57H19L18 56L19 54L17 55L15 53V51H19L22 49L19 47H23L20 39L23 35H27L26 34L27 31H26V27H25L27 21L33 22V25H35L36 27H39L38 30L41 34L43 32H42V27L40 29V26L44 22L46 24V26L50 29V32H52V35L53 34L58 35V29L60 30L59 25H58L57 21L55 20V18L51 16L52 15L51 13L53 11H56ZM152 10H154L155 12ZM73 11H72V13H73ZM113 11H115V12L113 13ZM258 11H260V12H258ZM235 13H237V14H235ZM258 13L259 14L261 13V14L259 15ZM158 14L159 15L162 14V17L159 16ZM97 15H99V13ZM243 15H245V16H243ZM116 16H117V18H116ZM94 17H96V16L94 15ZM188 21L190 22L189 19H188ZM120 22H122V24H123V22L125 23V25H122V26L127 30V32H126L127 34L123 31L122 27L120 26L121 25ZM250 22L253 25H251ZM94 23H96V22H94ZM148 23H149V25H148ZM260 23L262 25H260ZM171 24L173 25V27ZM175 25L178 27H176ZM202 28H200V31L203 32ZM229 29H231V28H229ZM176 31H177V33H176ZM200 31H199V33H202ZM137 32L138 33L140 32L141 36L143 37L142 38L143 44L141 45L142 47L137 46V44H136V43H138V41H140V40H138L137 37H134L137 34ZM244 33H246V34H244ZM118 37H119V39H118ZM242 37H244V38H242ZM136 39H137V41H136ZM249 39H251V40H249ZM251 42H252V44H250ZM6 44H8V45H10V47H12L11 51H10L12 53L4 51V49L6 48L5 46H7ZM226 45H227V43H226ZM228 45H229V43H228ZM180 46H182V47H180ZM179 47H180V49H179ZM231 47H232V45H231ZM231 47L229 46L228 48H229V50L233 51L231 49ZM176 51H178V52H176ZM199 52H202V53H200L201 55L199 54ZM7 53H9V55ZM203 54H204L203 49L201 48V45L198 44L197 47L195 48V53H194L195 56L194 57L195 58L202 57ZM21 55H24V54L22 53V54H20V56ZM143 56L145 57V58H143L145 60H143V59L140 60V57H143ZM6 57L8 59H6ZM116 58H118L119 60L117 59L118 61H116ZM159 58H160V60H158ZM27 59L28 60L30 59L29 62L31 61V59L33 60L32 56L31 57L28 56ZM110 61L111 62L113 61V62L108 64ZM159 61H161V62H159ZM7 63L9 65H7ZM105 64H107V65H105ZM67 65H68L67 62L64 59H62V61H61V58L59 56H56L55 67H56L57 71L59 72L58 76H59V79L61 80L62 87H63L62 90H64V92L62 91L63 93L61 92L56 97L52 98L53 102H51V105H52L51 107L54 109V112H56L57 110H55V109H57L61 105L60 106L62 109L61 110V113H62L61 117H63V118H64V116L68 115L67 113H69V112L72 113V109H73V108L71 109V107H73V106H72V103H70L71 101H69L70 100L69 97L67 96L68 93L65 94L66 91H68L67 85L69 84V82L72 84V82L77 81L76 77H74L75 75H73V72H74V74L76 72L74 71V69H73V71H72V69L69 71L70 68ZM226 66H227V70H229V72L228 71L227 72H228V75L231 76L230 77L231 79L229 77L223 78V83H225L224 84L225 86L228 85L229 87L230 86L233 87L235 85L234 84L235 83V77H234L235 74L234 75L232 74L233 71L231 69V63H229L227 61ZM258 67L259 66H257V65H247L245 67H242V70L244 71L245 69H247L246 71H250V72L255 71L256 73L259 74V73H261V70H259ZM150 68H151V70H150ZM124 71H126V72H124ZM134 71L138 75H136V73ZM70 72H72L71 78L69 77V76H71V74H69ZM149 72H151V73H149ZM185 73L186 72L179 73V76L181 75V79L183 78L182 80L179 79L181 82L178 79H177L178 81L175 80L177 85H179V83H181L179 86H175L176 83L173 84V81H172V76L175 77L176 75H170L169 76L167 74H164V75H167L169 77V79L171 78V82H170L169 80H167L168 77H165L166 78L165 80H167L166 86L167 87L171 86V88H176V89H169V91H171V92H169L167 89L170 87H168V88L166 86L163 87L164 89L167 88L166 89L167 91L165 90V92L166 93L168 92L167 96L169 97V100L171 101V103L174 102V100H173L174 99V96H173L174 91H175V97L179 98V100L180 99L184 100L185 97L188 96V94H189L188 92H185L186 91L185 88H188L189 86H191V87H189V88H191L190 90L195 88V87H193L194 85L192 83L191 84L193 86L190 85L191 80L190 81L188 80V79H190V78H188L189 74H187V73L185 74ZM201 74H203L202 76L205 79L209 80L211 83L210 84V86L212 88L211 94L214 93L213 95H211L212 98H214L213 96H215V97L217 96V99H218V93L216 94V88H215L217 85H215L216 82L214 81L215 77L210 76V74L208 72L204 71V69H202ZM105 75H108V74L104 73V76ZM145 77H147V78L149 77V78L145 79ZM106 78L111 79L110 76H107ZM176 78H178V77L176 76ZM259 79H262L261 81H263V77H260V78L258 77V79H251V80H250V78L244 79V80H246L247 84H250L251 87L255 88L254 90H255V92H257V97L259 95L258 100H257V103H258V101H260L259 104L258 105L256 104L257 106L255 105V107H251V108H250V106H254V103L250 104L249 103L250 101H248V100H246L245 102L249 105L243 103L244 101H242V104L247 105L248 108L250 109L249 112L254 113L255 116L259 117L258 119L260 120V123L264 127V96H263L264 95V84H263L264 82L259 81ZM161 80L164 82V78H162ZM185 80L187 82L189 81V83H188L189 85L184 82ZM151 83H152V86H151ZM185 84H187V85H185ZM125 85H127V86H125ZM180 86H183L182 90L179 89ZM242 86L244 87V85H242ZM161 89H162V87H161ZM256 89H257V91H256ZM178 90H180V93H181V91H183L182 95L178 92ZM214 90H215V92H214ZM172 91H173V93H172ZM128 92H129V95H128ZM104 93H106V95ZM126 93H127V95H126ZM186 93H188V94H186ZM184 95H185L184 99L180 98L181 96H184ZM19 96H21V97H19ZM67 97H68V99H67ZM158 97H160V98L158 99ZM81 98H82V100H81ZM105 101H106V99H105ZM15 102L19 103V105L18 106L13 105V103H15ZM217 103L218 102H216V104ZM154 105H156V106H154ZM15 107H17V108H15ZM110 109H112V111ZM148 110H149V112H148ZM115 111H116V113H115ZM236 113H237L236 115H238V116L240 115L241 119L245 120L246 124L248 123V124L253 126L251 121L249 123L248 114L247 115L243 114L241 116V112L237 111ZM82 114H85L86 116H84ZM141 114H142V116H141ZM120 115H122V117ZM145 115H147V116H145ZM66 118H67V116L65 117V119ZM201 118L202 117L201 116L199 117L198 115H196V117H195L196 120L197 119L200 120ZM131 119H133V120H131ZM38 120L41 121L40 122V125H41L43 119L41 120V118H39ZM212 120H213V118H212ZM152 121H153V119H152ZM149 122H151V120ZM199 124L205 125V123H203L202 119L200 120ZM220 124H222V122ZM67 125L68 124H66L65 126H67ZM128 127L130 128L129 130H128ZM67 128H70V127L67 126ZM224 130H227V131L225 132ZM66 132H68L67 133L68 137L64 135L65 132H61L62 135L58 132L59 133L58 135H61L62 137L57 136V134H56L57 138H62L63 143L64 142L68 143L69 141H71L70 140L71 135L72 136L76 135L75 133L70 134V132H71L70 129ZM97 132L100 134L98 135ZM164 132L166 135L162 134L159 136L162 139H163V137L169 135V134H167L168 131L165 130ZM263 133H264V128H263ZM81 134L82 133H79L77 135H81ZM130 134H131V136H130ZM206 134H208V135H206ZM84 135H85V133H83L81 136H84ZM126 135L128 136V139H130L129 143H127V141H126V139H127ZM180 135H182V134L180 133ZM210 135H212V136H210ZM262 135L264 136V134H262ZM64 136L67 140L65 138H63ZM115 136L118 139H116ZM208 136H210V137H208ZM122 138H124V140L121 143H119ZM183 138H185V137H183ZM164 139L165 140H163V141L166 142L167 139L166 138H164ZM181 139H182V137H181ZM143 141H145V138H144V140L141 139V142L138 144V146L140 144H141L140 146H142L144 144ZM146 141H147V139H146ZM257 141L258 140H255V141L253 140V142H252V140L251 139L249 140V138L247 139V141L245 139L244 145L246 147L245 146L244 147L247 149L248 152H250V154L254 153V154H251V157L253 156V158H254L255 156H258L260 158V159L258 158V160L263 161V162H261L263 165L260 164L262 166L260 168L261 169L260 173L261 172L264 173V146H262L264 143H260L261 141L264 142V137L262 138V140L258 141V143H260L259 145H256V144H258ZM147 142H145V144ZM122 143H124L125 145H122ZM127 144H129V145H127ZM130 144H131L132 148L130 147V149H129L128 146H130ZM165 144H164V147L167 148L166 146H168L169 141H167ZM70 145H71V143H69V146ZM260 145H261V147L258 148ZM170 146H171V142H170ZM170 146L168 148H170ZM252 146H253V148H252ZM72 148L73 147L71 145V147H69V149H68L69 151L67 150V157L66 158H67V160H70V161H71L72 156H73L72 153L74 152V149L71 150ZM128 149H129L130 153H128L129 152ZM86 151H87V149H86ZM143 152H145V155L148 154L147 152H149V154L145 156V155H143ZM261 154H263V157L261 156ZM22 156H23L22 158L25 161V163H27L26 166L27 167L29 165L30 166L28 167L29 170L22 168V170H21L22 171V175H21L22 179L19 181V185H20V183H22V185L24 184L26 187H29V188H34L36 185V187L38 189H40L41 185L38 184V182H37L38 180L36 177V176H38V172H37V169L39 167L37 165L38 163L32 164L27 159L28 158L27 155L22 154ZM30 156L34 159V162H35L34 151L30 152ZM134 157L136 158V156H134ZM236 157H237V159H236ZM162 158L163 157H161V159ZM142 161H143V163H141ZM243 161H244V163H243ZM132 162H134L133 167H132ZM169 162H170V165H169ZM121 164H119V165H121ZM243 164H244V166H243ZM50 166H52V167H50ZM190 166H191V168H190ZM219 168H220V170H219ZM250 168L251 169L253 168V169L250 170ZM51 169H53V164H48V165L45 164V166L43 165L41 168V172H42L43 177H44L43 179H45L46 183H47V181H49L48 178L49 177L51 178L53 171H54V174H56V171L51 170ZM134 169H136V170L134 171ZM114 170H119V167H118V169L115 168ZM242 170H243V172H242ZM253 170H254V172H253ZM31 171H33V172H31ZM241 172H242V174H240ZM250 172L253 175H250V178H249L248 176H249V174H251ZM245 173L248 176H246ZM244 176H246V177H244ZM251 177H253V178L251 179ZM245 178L247 179V184H245L246 183ZM159 179H160V181H159ZM226 179L227 180L230 179V180L227 181ZM242 179H243V181H242ZM3 180H7V179H6V175L4 177V171L0 167V181L2 182ZM258 181H260V180H258ZM4 182L0 183V186L5 185L6 183L3 184ZM220 182H221V184H220ZM248 182H252V184L248 183ZM224 184H226L227 187ZM242 184H243V186H242ZM22 185H20V186H22ZM130 185H128V186H130ZM198 185L201 187H199ZM6 186H8V187H6ZM23 186L21 188H23ZM196 186H197V188H196ZM17 187H18V185H17ZM224 187H226V188H224ZM96 188H97V190H96ZM0 189H1V187H0ZM177 189H179V188H177ZM10 190L11 189L9 188V185L6 184L5 186H3L2 190L0 191V195H1L0 199L3 200L2 201L3 203H4V199H5V201L7 200L6 196L11 195ZM108 190L110 191V193ZM198 190L199 189H197L195 191L194 190L191 191V194L193 195L194 198L192 196H190L191 198L187 197L189 200H191V204L193 203V201L195 202V203H193V205H196L197 203L199 204L198 198L196 199V195L199 194L198 192L196 193V191H198ZM174 192H176L177 195ZM253 192H254V196H253ZM129 194H131V195H129ZM203 194H202V197H203ZM220 194H219V196H220ZM94 195H96V194H94ZM134 195H136V197ZM137 196H138V198H137ZM48 199H47L46 203L49 202L50 203V204L48 203L49 205L46 203H44L45 205L43 204V206L40 204H38V205L36 204L35 205L36 206L35 211H32L29 206L24 205V208L22 207V209L19 210L20 212L19 211H18L19 213L17 212L18 213L16 216L17 219L15 218V221L13 223L9 220V218L8 219L4 218V215H5V217L7 216L5 214L6 212L4 211L6 208L5 207H4L5 209L2 208L1 204H0V207L2 208V210H0V211H2L0 216L2 214H4L0 217V219L3 217V219L0 220V230H1L0 232L3 231L8 235L10 234V236L13 235V239H14L13 241L15 242V244L17 243L18 244V245L16 244L17 246L21 245V247L23 246V248H24V244H23L24 241H27L29 239L28 236L34 237V239H35V237L37 238L39 234H42L45 237V239H48L49 236H48L47 231L43 225L44 224L43 218H41V217H43L42 213L45 212V209L49 210V208H52V210L54 212L57 210L56 208L59 207L58 199H57V201L53 197L51 198L52 201H51L50 197ZM146 199H148V200H146ZM221 199L224 200L222 195H221ZM225 199H226V197H225ZM163 200H165L164 203H162ZM50 201L52 202V204ZM223 202L226 203L225 200ZM3 203H2V206H3ZM133 206L135 208H133ZM197 207H199V206L197 205ZM197 207H196V210L198 212H201L200 211L201 209H199V208L197 209ZM84 210H85L86 215H88V216H89V214H90V216H93L95 214V213L93 214V212L90 211L89 208H87V209L85 208ZM113 210H114V213H113ZM133 210H136L137 214L138 213H139V215L141 214L144 218H148V219H145L147 221V223H145V225L142 226L143 227L142 230H141V227H139L138 222L135 220V217L133 216V214H134ZM261 211H262V213H261ZM53 212H52V214H53ZM142 213H144L145 215ZM127 214L130 216H128ZM162 218H164L163 220L165 221V218L168 219L169 217H162ZM236 219H234V220L232 219L230 221V225H229L230 228H228V229H230V231L232 230L234 232V228H236V225H238L237 224L238 220H236ZM170 224H172V225H170ZM79 225L80 224L74 220L73 230H74V232H76V234H75L76 239L75 240H79V237H80V239L86 238L85 240H87V241H85V242H87V243H85V244H86L87 248H85L86 249L85 251H87V253L85 252L86 255L85 254L83 255V253H81V254H79V256L76 255L77 258H75V257L74 258L79 259L81 261V264H98V253L93 248V246H91L92 244H89V242L96 241V240H94L96 238V235L94 233H92V231H90V230H89V232L85 231L83 226L80 225L81 226L80 227ZM144 226H145V228H144ZM168 226L169 227L171 226V228H169ZM261 229H262L261 232H264V224H261ZM147 230H149V231H147ZM78 235H79V237H78ZM180 235H181V233H180ZM180 235H178V236H180ZM150 236H151V234H150ZM188 237L189 236L186 237V240H188ZM87 238H89V239H87ZM201 238H203L204 241H202L203 239H201L199 244H197V246L195 245V251L192 252V255L194 253L198 254V255L194 254L196 256L195 260H194L195 263H197L199 261L204 262L208 259L209 263L206 262L205 264H215L214 263L215 256L211 255V253H209L210 250H206V247H208L210 245V240L208 242L209 236L207 234L206 235L203 234ZM0 239H1V236H0ZM150 240H152V241H150ZM0 241H2V240H0ZM151 242H152V244H151ZM88 245H90V246H88ZM118 247H116L117 248L116 250L120 249ZM177 247L180 249V251ZM190 247L193 248V250H194V247H192L191 245H190ZM225 249L228 251L227 248H225ZM211 251H213V250H211ZM13 252L14 253H12V255L14 254L13 255L14 257L11 256V257H13L12 260L14 259L13 264H29L27 262V259L25 260L24 257L20 253H18L16 251H13ZM160 253L162 254L161 255L162 257H160V255H159ZM15 254H17V255H15ZM221 254L226 256V254H228V252L226 253V252L222 251ZM18 255H20V257ZM51 255H53L55 257L56 254L52 253ZM51 255L49 256V258L51 259L50 263L56 264L58 261L57 258L56 257L54 258L53 256L51 257ZM105 255H106L105 260H107V257H108L107 253ZM207 256H209V257H207ZM205 257H207V259H205ZM212 257H214V258H212ZM4 258L5 257H2L3 260H5ZM120 258L123 260V261H121L122 262L121 264H124V263L125 264H132L131 260H130V262H127L128 258H125L123 256Z\"/></svg>",
	"mask_w": 264,
	"mask_h": 264
}]
</instances>
